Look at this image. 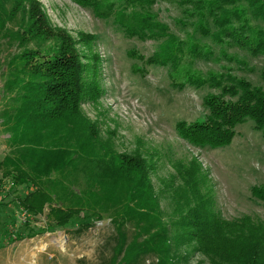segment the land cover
<instances>
[{
	"label": "rangeland",
	"instance_id": "1",
	"mask_svg": "<svg viewBox=\"0 0 264 264\" xmlns=\"http://www.w3.org/2000/svg\"><path fill=\"white\" fill-rule=\"evenodd\" d=\"M35 1L52 28L76 40L80 35L93 36L87 53L92 60L85 78L96 79L99 91L96 101L85 99L81 104V115L97 132L108 155L131 159L125 173L131 175L132 185L136 182L134 193L141 190L150 198V216L160 214L159 222L176 240V264H225L201 248L194 235L200 223L192 222L188 214L195 208H205L227 222L245 216L264 222V200L251 193L254 187H264V139L246 121L236 127L230 145L199 149L185 142L175 125L203 120L204 99L217 91L191 86L188 76L205 79L210 74H229L264 89L259 77L262 58H253L238 47L216 43L195 32L199 18L192 0H145L136 6L123 0H102V4L113 7V16L106 20L96 18L89 8L72 0ZM117 14L126 21L132 18L127 25L135 23V16H150L152 31L145 36L130 34L114 19ZM206 21L213 31L211 22ZM155 24L166 30H158ZM255 24L264 29L263 22ZM20 25L19 15L6 24V37L0 38V74L5 71L6 61L20 51L13 37ZM169 40L182 48L181 54L167 49ZM193 44L202 52L209 50L208 58L192 59ZM173 57L176 66L172 65ZM3 82L0 77V163L9 155L5 121L17 105V92L4 91ZM73 124L79 132L85 127L84 121ZM90 161L86 162L89 166ZM81 169L92 172L91 168L80 167V177ZM6 173L1 164L0 264H158L157 253L136 252L140 244L154 238L150 235L155 231L147 233L148 224L144 223L153 218L139 215L130 202L123 201L129 191H125L124 184L123 192L118 189V194L110 196L119 206L117 214L102 215L97 220L87 219L82 211L68 224L60 225L55 218L47 217L49 209L59 205H44L41 211L32 213L23 202L36 188L16 187L3 177ZM120 176L124 177L123 173ZM26 203L33 204L31 199ZM126 205L134 212L124 211ZM115 217L125 218L120 229L114 223Z\"/></svg>",
	"mask_w": 264,
	"mask_h": 264
},
{
	"label": "trees",
	"instance_id": "2",
	"mask_svg": "<svg viewBox=\"0 0 264 264\" xmlns=\"http://www.w3.org/2000/svg\"><path fill=\"white\" fill-rule=\"evenodd\" d=\"M72 1L89 8L98 19L113 16L112 4H102V0ZM123 1L130 6L145 3V0ZM192 3L199 18L194 31L216 43L238 47L253 58L261 57L259 77L264 84V29L254 25L255 22L264 23V0H192ZM19 15L21 25L13 37L20 51L6 61L5 71L0 74L4 78L3 90L17 92V105L5 121L9 155L0 163L7 171L3 177L9 178L16 187L36 188L23 202L34 214L44 205H59L51 207L47 217L55 218L60 225L68 224L82 211L87 219L97 220L102 219V215L117 214L119 206L110 196L118 194L117 190L121 191L124 184L125 191H129L123 201L130 202L139 215L154 219L144 222L148 224L147 233L155 231V235H150L154 238L140 244L135 251L139 255L149 251L157 253L158 264H176L177 254L173 248L176 240L169 237L168 228L159 222L160 214L150 216V198L141 190L134 193L136 182L132 185L131 175L125 173L131 159L113 153V158L108 155L98 141L97 132L81 115V104L85 99L96 101L99 91L96 79L88 81L85 78L89 71L87 65L92 60L87 53L93 36L80 35L76 40L67 32L52 28L35 0H0L1 39L6 37V24ZM114 17L130 34L145 36L152 31L150 16H135V23L129 25L125 23L132 18L126 21L121 14ZM206 20L211 22L213 31ZM155 26L160 31L166 30L159 24ZM169 41L167 49L181 54L182 48ZM190 48L192 59L209 56V50L202 52L195 44ZM93 57L98 61L97 56ZM160 62L165 65L163 60ZM171 62L173 66L178 64L175 57ZM187 83L197 89L207 86L217 90L204 99L206 114L203 120L181 121L175 125L176 132L190 146L199 149L226 147L231 144L236 127L246 121H250L252 128L264 139L262 87L252 86L247 80L229 74H210L205 79L192 75L188 76ZM76 120L85 122L81 132L73 124ZM89 159H92L90 166L86 164ZM84 166L92 172L81 169L80 177L78 170ZM119 178L130 185L126 186ZM81 183L84 188L78 187ZM251 193L254 198L264 200V187H254ZM30 199L33 204L26 203ZM127 209L135 210L126 205L124 211ZM188 216L192 222L200 223L194 235L207 253L218 256L225 264H264V222L246 216L227 222L209 214L205 208L201 211L195 208ZM114 220L120 229L125 218L115 217Z\"/></svg>",
	"mask_w": 264,
	"mask_h": 264
}]
</instances>
